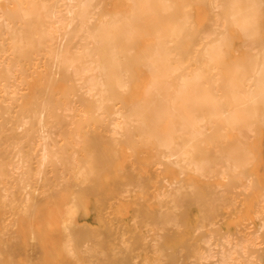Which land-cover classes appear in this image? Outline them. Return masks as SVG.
I'll return each instance as SVG.
<instances>
[{"label": "bare ground", "instance_id": "6f19581e", "mask_svg": "<svg viewBox=\"0 0 264 264\" xmlns=\"http://www.w3.org/2000/svg\"><path fill=\"white\" fill-rule=\"evenodd\" d=\"M183 7V0H0V264H264L252 257V241L244 243L252 252L234 256L238 231L232 244L221 233L213 252L190 218L204 205L198 178L206 198L219 185H254L242 174L251 160L242 140L264 126V60L252 68L253 83L248 75L251 89L240 91L244 77L212 70L225 62V32L214 34L223 25L205 16L214 32L198 34L216 41L206 37L209 49L200 45L192 58L189 48L201 42ZM251 13L244 19L256 27ZM218 193L216 203L202 201L208 210L232 208ZM88 210L96 226L81 220Z\"/></svg>", "mask_w": 264, "mask_h": 264}, {"label": "rangeland", "instance_id": "374dc122", "mask_svg": "<svg viewBox=\"0 0 264 264\" xmlns=\"http://www.w3.org/2000/svg\"><path fill=\"white\" fill-rule=\"evenodd\" d=\"M221 0H218L217 1V3L215 4V2H216V0H215V2H213V0L212 1H210V0H183V2L185 3V8L183 7L182 8V11H183V15H185V16H187L188 17V19H189V22H190V24H191V26L193 27V32L195 33V34H198V33H203V30L205 31L206 29H209V31L211 30L210 28L211 27H208L209 25H208V23L212 26L213 24V26H215V24L216 25H219V27L218 28H221L222 27V25H223V28H221L222 30H223V32L220 30V31H218L217 33H214L215 35L217 34H219V33H224V38H225V41L227 42V46H222L221 47V49L222 50H224L225 52H224V54L222 55L223 56V58H224V60H225V62H222V63H218V64H215V66L213 65V67H212V70H214V71H217L218 69H224V68H227L228 69V71H229V73L230 74H233V75H237V76H239L240 78L241 77H244V78H241V80H242V82L244 83H242V85H240L239 86V89H240V91H242V92H246V90H250L251 89V87H249V88H247L246 86H247V84H249L250 86H252L251 85V83H253L252 81V78L255 76V74H256V70H253L254 69V64H255V68H257V66H259L260 67V64H262L261 66V70L263 71V73H264V53H262L263 51H264V0H239V1H237V0H235V2H236V5H235V3H234V1L233 0H225V2H221V3H218V2H220ZM231 1H233V3H234V9L233 8H231L232 10H230L228 7H227V5H229V2H230V4H231ZM244 1V2H243ZM255 1V2H254ZM211 2V3H210ZM246 2V3H245ZM251 2V3H250ZM205 3V4H204ZM254 3L256 4V5H254ZM208 4H210V5H208ZM211 4H215V5H217L216 6V11L219 13V11L221 12L220 13V15L222 16V14H223V11H224V9H225V11H226V13H227V19L229 20V22L227 21V23H225V22H223L224 20H221V19H224V17L222 16V18H221V16H219V14L213 9L214 8V6L213 5H211ZM227 4V5H226ZM246 4V5H245ZM258 4V5H257ZM187 5V6H186ZM189 5V6H188ZM206 5V6H205ZM224 5V6H223ZM260 5V6H259ZM211 6H213V8H211V9H213V12H211L210 13V11H212L211 9H210V7ZM223 6V7H222ZM231 6V5H230ZM247 6V7H246ZM257 6H259V7H257ZM238 8V9H237ZM256 8L258 9V10H256ZM208 9V10H207ZM231 11H229V10ZM237 9V10H236ZM246 9H248V10H246ZM219 10V11H218ZM235 10V11H234ZM250 10H254L252 13H251V11ZM214 11H215V13H217V14H215L214 13ZM197 12V13H196ZM200 12H203V13H200ZM209 12V13H208ZM229 12L230 13H233V14H236V16L239 18V20H244V21H246V23H244V26H245V28L244 27H241V25L240 24H235V23H233L232 21H231V19H230V17L232 18V14H230V17H229ZM256 13V17H255V19H256V21H257V23H256V27L255 26H250V23L253 25V23H252V21H254V20H250V21H247V19H244L246 16H248L250 13L251 14H253V13ZM240 13V14H239ZM212 17H211V16ZM240 15V16H239ZM242 15V16H241ZM254 15V14H253ZM198 16V17H197ZM205 16H208V20H209V22L207 23V22H205V21H208L207 19H206V17ZM210 16V17H209ZM197 19H196V18ZM229 17V18H228ZM252 17V16H251ZM250 17V18H251ZM213 18V19H212ZM247 18H249V17H247ZM249 18V19H250ZM248 19V20H249ZM211 20H213L212 21V23H210L211 22ZM217 20V21H216ZM192 22V23H191ZM216 22V23H215ZM235 24V25H234ZM247 24H248V26H247ZM221 25V26H220ZM234 25V26H233ZM212 26V27H213ZM214 28H216V27H214ZM240 28H243L244 29V31L246 30V32H248V34H249V32H250V34H253V32H255L256 31V29H257V31L255 32V33H257V34H255V35H251V37H250V35H249V37H247V38H245V36H242V33H243V29L242 30H240ZM254 28V29H253ZM256 28V29H255ZM252 29V30H251ZM202 30V31H201ZM253 30H255V31H253ZM199 31V32H198ZM208 31V30H207ZM241 31H242V33H241ZM211 32H214L213 30H211ZM246 32H244L243 34H245ZM252 32V33H251ZM200 34H198V37H199V40H200V42H201V44H199V45H197V46H194V48L193 47H191V48H189V50H191L190 51V53H189V56H190V54H191V56L190 57H192V58H197V57H195L196 55L197 56H199L200 57V55L202 54L201 52L203 51V49H205V48H207V47H205V48H203L204 46H203V44H205V42H204V40H206V37H208V36H210V41H209V39L208 40H206V42L207 41H209L208 42V44L211 42V40H213V42H215L216 40H215V38H214V35H213V37H211L212 36V34L213 33H206V34H210V35H207L206 37L204 36L205 35V32L203 33L204 35H202V38H201V36H200ZM247 34V35H248ZM216 35V36H217ZM215 36V37H216ZM202 39V41H201V39ZM248 39V40H247ZM246 42H245V41ZM244 41V42H243ZM251 41V42H250ZM204 42V43H203ZM203 43V44H202ZM252 43V44H251ZM258 43V44H257ZM213 44V43H212ZM201 45V47L203 48V49H201V47H199ZM250 45V46H249ZM261 45V46H260ZM207 46V45H206ZM210 46V48H211V44L210 45H208V47ZM254 46H255V48H254ZM262 46H263V51H261L260 49L262 48ZM196 47H198V48H196ZM246 47H248V48H246ZM200 49H201V51H200ZM207 49H209V48H207ZM253 49H254V51H253ZM258 49V50H257ZM200 51V53H197V51ZM253 51V52H252ZM260 51H261V53L262 54H260ZM196 52V53H195ZM255 52V53H254ZM200 54V55H199ZM256 54L258 55L257 56V58H256V61L254 60L255 59V56H256ZM195 55V56H194ZM204 55V54H203ZM260 55L263 57V59H262V57H260ZM203 57V56H202ZM201 57V58H202ZM251 57H253V58H251ZM260 59H262L260 62H259V60ZM263 61V62H262ZM262 62V63H261ZM260 63V64H259ZM204 64V63H203ZM237 64V65H236ZM250 64V65H249ZM198 65H199V63H198ZM200 65H202V64H200ZM205 65V64H204ZM235 65H236V67H238L239 69L238 70H236L235 69ZM241 66H242V68H241ZM252 66V67H251ZM253 68V69H252ZM263 68V69H262ZM236 71H235V70ZM242 69V70H241ZM239 70H241V71H239ZM243 71V73H245V75H243L241 72ZM261 71V72H262ZM250 72H252V73H250ZM242 74V76H240ZM252 74V75H251ZM248 75H250L251 76V83L250 82H248V79H250V77L248 76ZM253 76V77H252ZM246 77H248L247 79H245ZM247 80V82L248 83H245V81ZM245 87V88H244ZM246 94V93H245ZM263 111V112H262ZM261 113H264V107H263V109L260 111ZM260 113V114H261ZM264 115V114H263ZM258 124V123H257ZM257 124H255V126L253 127V134H252V136L250 135L251 133H252V129H251V133L249 134V135H247L246 133L247 132H245V130H247V129H245L243 132L248 136V137H251L250 138V140H242V138H241V140L244 142H246V144H245V142H244V146L245 147H247L248 149H249V152L248 153H250L249 154V156H247V162L249 161V165H247V166H244L243 167V169H242V174L244 173V172H246L245 174L246 175H249L250 177H248V178H246V179H248V181L249 182H253V184L256 186H254V185H252L249 189H248V187H243L242 185L240 186V187H242V188H239L238 186L240 185H237L238 183H231V184H234L233 186L235 187V188H230L228 191H225V189H223V185L221 186V185H219V186H221V188L218 186V188H220V189H218L217 188V186H216V190L214 191L215 192V194L216 193H218V192H216L217 190L219 191V193H222V191L225 193H223V194H219V196L221 195V198H222V195H225V196H227V199L229 198V197H231V198H229L230 200H232V201H230V202H228L227 200V203L229 204V206H233L232 208H233V210H232V208L231 207H228V208H226L225 206L223 207V205H224V201H222V200H219V206H220V204H222L219 208V210H217V211H211V210H208V208L205 206V203L204 202H206L205 200L207 199V198H209V199H212L213 200V196L215 195H211L212 196V198L211 197H209V195H208V197L206 198V196H205V190L203 189V187H204V183H203V181H202V179L201 178H198L197 180H196V185H197V188H198V190H199V197H201L200 199H201V202L199 203L198 202V204L200 205L201 203H203L204 205H202L201 204V206H198V205H196V206H193L192 208H191V221L193 222V223H197L198 222V230H199V232H198V230L196 231L204 240H206V242H209V243H211V244H213V252L215 251V247H216V245H215V247H214V244H216V243H220V242H223V240H221V239H223V237H224V242H225V238H226V241L228 242V243H230V244H232L233 242H234V240L238 237V236H240V237H238L237 239L239 240V242H240V244L239 245H241V251H240V249H238L237 251H239V253L236 251V252H234L235 254H234V256H236V257H239L240 258V255H242V254H240V252H242L243 251V249H245L247 252H249L251 249L250 248H248V247H246V246H249V245H251V241H252V245L253 246H257V248L256 247H254V250H253V254H254V251H255V255H252V257L254 258V259H258V260H260V261H262V262H264V228H262V226H261V224H260V226L261 227H259L258 228V226H259V223L261 222H264L263 221V219H264V213H263V211H264V130H263V125H264V123L262 122V124H261V122L259 123V124H261L263 127H261V126H259V125H257ZM250 130V129H249ZM243 133V134H244ZM244 134V135H245ZM244 135H242V136H244ZM246 135L244 136V138H246V139H249V138H247L246 137ZM248 153H247V155H248ZM245 175V176H246ZM244 176V177H245ZM251 178V179H250ZM252 178L254 179L253 181H252ZM242 179H243V177H242ZM251 180V181H250ZM210 182H213V183H215V182H217V180L215 179V178H210V180H209ZM242 181V180H241ZM247 181V180H246ZM245 181V186H246V184H247V186H248V182H246ZM234 182H238V181H234ZM239 183H241L240 181H239ZM242 184V183H241ZM250 184V183H249ZM203 185V186H202ZM237 185V186H236ZM233 186H231V187H233ZM230 187V186H229ZM205 188V187H204ZM232 189V190H231ZM237 191H236V190ZM243 190V192H244V195H242L243 194V192H240L239 190ZM220 190H222L221 192H220ZM230 191V192H229ZM232 191V192H231ZM228 192V193H227ZM235 192V193H234ZM246 194V195H245ZM234 195H236V197L234 196ZM261 196V197H260ZM215 199H217L218 200V198H220V197H218L217 198V194H216V197H214ZM242 198V199H241ZM262 199V200H259V199ZM209 199H207V200H209ZM215 199L213 200V201H215ZM217 200L215 201V203L217 202ZM224 200V199H223ZM234 200V201H233ZM259 200V201H258ZM202 201H204V202H202ZM208 202V201H207ZM221 202V203H220ZM234 202H235V204H234ZM226 203V202H225ZM226 205V204H225ZM259 205H260V207H261V209H260V207H259ZM226 206H228V205H226ZM235 206L236 207H238V208H235ZM199 207V208H198ZM202 207V209H201V212L203 211L204 213H206L205 211H207L208 213L210 212V214H208V213H206V214H208V215H206V214H204L203 213V215L204 216H206V217H210V219H205L204 218V216H203V220H205L206 222L208 221V220H210V221H213V226H212V224H210L209 222H207V224L208 225H210L209 227H208V225L202 220V213L200 212V208ZM205 207V208H204ZM257 207V208H256ZM207 208V209H206ZM259 208V209H258ZM263 209V210H262ZM234 210H236V211H234ZM219 211V212H218ZM250 211V212H249ZM237 212V213H236ZM256 212H258V214H263L262 216V220L261 219H258V217H255V216H253V215H256ZM199 213V214H198ZM212 213H214V214H212ZM217 213V214H216ZM221 213V214H220ZM216 214V215H215ZM220 214V215H219ZM222 214H223V216H222ZM215 216V219H216V222H215V219H214V216ZM216 216H218V220H217V217ZM222 217V219L220 220L219 219V217ZM198 217L199 218H201V220H199L198 219ZM220 217V218H221ZM224 217V218H223ZM243 217V218H242ZM80 218H81V220L83 221V222H86V223H88V224H90V225H92V226H96L97 224H98V217H97V215L94 213V212H90V210H88V211H86V212H81L80 213ZM242 218V219H241ZM254 218V219H253ZM212 219V220H211ZM259 220H260V222H259ZM200 221H201V223H202V221L204 222V224L202 223V227H201V223H200ZM248 223V224H245V223ZM212 223V222H211ZM216 223V224H215ZM250 223V224H249ZM214 224H215V226H214ZM235 224V225H234ZM251 224H252V226H251ZM203 225H204V227H203ZM205 225H207V227L205 226ZM218 226V228H217V226ZM239 225H241V226H239ZM244 225V226H243ZM246 225V226H245ZM250 225V226H249ZM235 226V227H234ZM236 226H237V228H236ZM239 226V227H238ZM199 227L201 228V229H199ZM248 227H249V229H248ZM253 228V229H251L252 230V232L251 233H249L251 230H250V228ZM264 227V226H263ZM209 228V229H208ZM255 228V229H254ZM259 229H261V230H259V232H258V230ZM207 230V231H206ZM248 230H250V231H248ZM211 231H213V233L215 234H219V237H220V239H219V237H218V235H216V239L214 238L215 237V235L213 236V237H210L211 236V234H206V233H208V232H210L211 233ZM229 233H227V232ZM238 231L240 234H238V236L236 237V238H234L235 236V234H236V232ZM255 231H257V235H256V232ZM237 232V233H238ZM253 232H255V233H253ZM212 233V234H213ZM221 233L222 234H225L226 233V235H221ZM242 233V234H241ZM205 235H208V237L207 236H205ZM223 236V237H221V236ZM229 235H230V237H229ZM260 235H261V240H259V238H260ZM232 236V237H231ZM253 236V237H252ZM259 238H258V237ZM207 237V239H205ZM214 238V242H212L213 239ZM248 238H250V239H248ZM209 239V240H208ZM236 239V240H237ZM243 239H246V241L245 240H243ZM247 239H248V242H247ZM208 240V241H207ZM217 240V241H216ZM253 240H254V242H253ZM241 242H242V244H241ZM246 243H250L249 245L248 244H246V246H244ZM253 246H251L252 248H253ZM258 246L259 247H261L259 250H258ZM239 248V247H238ZM246 248H248V250L246 249ZM255 248L258 250L257 252H256V250H255ZM251 252H252V250H251ZM237 253V254H236ZM244 253V252H243ZM238 254H240V255H238ZM247 254V253H246ZM258 254V255H257ZM232 255H233V253H232ZM257 255V256H256ZM243 257H244V255H242ZM248 255H246L245 257H247ZM259 256V257H258ZM214 257H216V255L214 256Z\"/></svg>", "mask_w": 264, "mask_h": 264}]
</instances>
